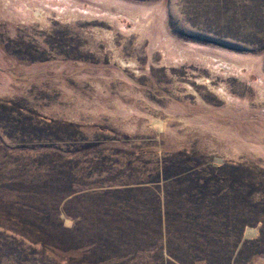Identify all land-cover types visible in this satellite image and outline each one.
<instances>
[{
  "label": "rangeland",
  "instance_id": "obj_1",
  "mask_svg": "<svg viewBox=\"0 0 264 264\" xmlns=\"http://www.w3.org/2000/svg\"><path fill=\"white\" fill-rule=\"evenodd\" d=\"M0 264H264V0H0Z\"/></svg>",
  "mask_w": 264,
  "mask_h": 264
}]
</instances>
